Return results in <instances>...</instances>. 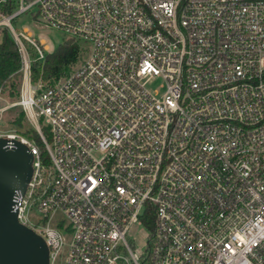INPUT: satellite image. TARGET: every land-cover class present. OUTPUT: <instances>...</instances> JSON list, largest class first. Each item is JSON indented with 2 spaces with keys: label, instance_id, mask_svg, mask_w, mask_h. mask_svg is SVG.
Returning <instances> with one entry per match:
<instances>
[{
  "label": "built area",
  "instance_id": "2783aa9c",
  "mask_svg": "<svg viewBox=\"0 0 264 264\" xmlns=\"http://www.w3.org/2000/svg\"><path fill=\"white\" fill-rule=\"evenodd\" d=\"M33 7L83 43L53 82L33 81L46 47L12 23ZM3 28L47 159L3 109L0 137L34 154L14 207L50 264H264V0H0Z\"/></svg>",
  "mask_w": 264,
  "mask_h": 264
},
{
  "label": "water",
  "instance_id": "95a60500",
  "mask_svg": "<svg viewBox=\"0 0 264 264\" xmlns=\"http://www.w3.org/2000/svg\"><path fill=\"white\" fill-rule=\"evenodd\" d=\"M34 154L16 139L0 137V264H50V250L42 235L22 223L14 207L33 174Z\"/></svg>",
  "mask_w": 264,
  "mask_h": 264
},
{
  "label": "trees",
  "instance_id": "16d2710c",
  "mask_svg": "<svg viewBox=\"0 0 264 264\" xmlns=\"http://www.w3.org/2000/svg\"><path fill=\"white\" fill-rule=\"evenodd\" d=\"M12 9V6L3 8L5 11H11ZM0 32H2L0 40V93L8 90V95L12 97L19 96L21 83L19 79L22 77L20 70L21 55L8 29L3 28ZM83 54V43L74 37H66L55 50L46 54L44 60L33 63V81L53 82L69 74L73 67L80 63ZM24 118L25 112L22 110L21 114L13 120L14 128L34 141L42 157L47 159V151L39 132L30 121V124L26 123L23 120ZM43 129H45L44 126ZM150 224L152 227L153 222H150Z\"/></svg>",
  "mask_w": 264,
  "mask_h": 264
},
{
  "label": "rangeland",
  "instance_id": "374dc122",
  "mask_svg": "<svg viewBox=\"0 0 264 264\" xmlns=\"http://www.w3.org/2000/svg\"><path fill=\"white\" fill-rule=\"evenodd\" d=\"M35 11L36 9L35 7H33L32 12L29 11L27 13L21 14L20 16L15 18L12 23L17 30L27 29L35 39L42 41L46 47L45 49L46 53L52 52L62 43V41L66 37H68V35L59 29L47 27L45 25H41L40 23H38V21H36L34 17ZM1 38H2V32H0V40ZM32 55L35 57L37 56L36 53ZM84 57L85 54H83L82 59H84ZM19 80L22 83V77ZM21 83H20V90H21ZM43 83H47V82L43 81ZM162 84L163 81L160 78H158L155 79L150 86L152 88L160 89ZM19 96L12 97L8 95V90H6L4 93H0V109H3V111L1 110L3 115V120L8 127H12V128L15 127V125L13 124V120L16 117H18L23 110L21 106L15 104ZM23 120L26 123L30 124L26 114ZM148 232L149 231L146 226L138 225V224H134L128 231L127 234L128 240L130 241V243L133 246V249L136 252L143 253L146 250L148 246V234H149Z\"/></svg>",
  "mask_w": 264,
  "mask_h": 264
}]
</instances>
